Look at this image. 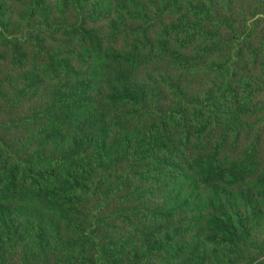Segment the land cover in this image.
Masks as SVG:
<instances>
[{"label":"rangeland","instance_id":"rangeland-1","mask_svg":"<svg viewBox=\"0 0 264 264\" xmlns=\"http://www.w3.org/2000/svg\"><path fill=\"white\" fill-rule=\"evenodd\" d=\"M170 1L157 0L142 17L134 18L127 17V13L133 12L131 6L128 12L123 11L127 2L115 6L107 0H40L39 3L0 0L3 10L0 13V109L5 111L0 113L1 158L19 160L24 148L30 144L36 148L37 140L32 135L40 130L39 123H48L46 105L57 90L68 87L69 75L62 70L63 57L68 56L79 66L78 49L94 53L108 50L109 65L105 75H98L93 94L72 96L67 101L70 110L64 114L80 126H88L94 120L89 109L93 102L111 126L110 138L119 139L123 131L149 137V147L147 140L139 147L119 146L122 151L136 152L139 157L133 164L132 155L116 157L117 171L101 184L102 193L110 190L113 194L108 209L117 212L123 205L129 206L128 190L151 188L149 185L156 192L147 194L143 201L148 206L146 211L160 209L166 199L162 190L174 187L183 196L182 200L175 214L163 216L162 221L170 227L171 237L175 235L176 225L199 223L195 231L176 237L177 242L191 244L187 249L191 250L190 257L198 258L216 240L210 218L214 216L213 209L218 208V201L212 182L206 175L196 173V167L217 146L219 162L227 169L244 164L235 170L242 184L254 187L260 177L259 186L263 189H256L257 196L258 191H263L259 204L263 215L248 242L249 249L245 254H234L237 247L227 246L231 256L227 259L226 255L220 264H264V177H261L264 176V51L260 53L253 48L259 45V39H264V0H178L176 5ZM136 3L141 4V0ZM184 10L203 12L202 17L206 14L209 18L203 21L206 27H220L219 43L223 48L218 44L211 52L198 56L196 46L210 39L191 38L184 33L178 38L176 21ZM234 22L239 47L233 57L229 27ZM177 51L197 57L177 59ZM227 56L235 62L237 82L252 110L244 115L239 130L224 128L216 121L203 126L208 112L201 107L203 99L220 80L212 61L225 60ZM18 89H24V96L14 102L12 97ZM129 91L135 93L136 99L128 98ZM113 95L116 97L112 98ZM148 165L165 169L164 179L162 174L149 171L158 176V181L148 180ZM163 180L167 186L161 185ZM239 181H235V186L243 190ZM171 205L175 207V203ZM92 207H99L96 200L88 202L84 210L79 209L86 224L92 223L87 215ZM7 214L3 212L0 216ZM118 222L120 226L113 229V237L126 235L127 225ZM62 225L69 233L67 226ZM156 225L148 224L142 231L149 232ZM196 235H199L197 246L193 243ZM228 239L224 237L223 247ZM17 253L11 247L0 249V264H12L7 261ZM45 261L55 264L54 258ZM144 264H175V260L170 252L156 251Z\"/></svg>","mask_w":264,"mask_h":264},{"label":"trees","instance_id":"trees-1","mask_svg":"<svg viewBox=\"0 0 264 264\" xmlns=\"http://www.w3.org/2000/svg\"><path fill=\"white\" fill-rule=\"evenodd\" d=\"M107 1L115 6L127 2V9L123 11L128 12L131 6L133 12L127 13V17L134 18L142 17L151 3H157V0H141L142 5L136 3V0ZM34 2L39 3L40 0ZM177 3L178 0L170 1L171 5ZM32 5L36 6L35 3ZM2 11L0 4V13ZM120 15L124 18L122 12ZM202 15L203 12L184 10L175 28L178 38L184 33L191 38L204 36L210 39V42L196 46L198 56L211 52L218 44L223 48L219 43L220 27H206L203 21L209 18L206 14L204 17ZM215 21L220 25L217 17ZM229 28L233 37L231 56L234 57L239 47L236 22ZM261 42L264 39H259V45L253 47L260 53L264 51V43ZM77 54L79 66L68 56L63 57L62 70L69 75L68 87L57 90L56 96L46 105L45 117L48 123H39L40 130L32 135L37 140L36 148L32 144L24 148L19 160L10 161L9 156L1 158L0 155V215L8 212L7 216H0V249L11 247L18 250L7 262L46 264V259L54 258L55 264H144V261L152 259L154 253L159 251L170 252L175 264H220L226 255L227 259L231 256L227 246L237 247L234 254H245L249 249L248 242L253 238L254 230L263 215L262 207L259 206L263 191H258L259 196L256 193V189L261 188L260 177L254 187L242 184L235 170L244 167V164L237 165L235 169H227L223 162H219L217 146L211 149L213 154L196 167V173L206 175L208 181L212 182V191L218 201V208L213 209L214 216L210 218L216 230V240L207 252H200L198 258L195 255L196 258L190 257L191 250L187 249L191 244L177 242L176 237L195 231L199 223L176 225L175 235L171 237L170 227L162 221L163 216L175 214V208L179 200H182L183 196L174 187L158 189L163 191L166 198L160 209L146 211L148 206L143 201H146L147 194L156 192L152 185H149L151 188L128 190L126 198L129 206L123 205L117 212L108 209L113 194L110 190L102 193L101 184L106 183L108 177L117 171L116 157L132 155V164L139 157L136 152L122 151L119 146L139 147L143 140H147L149 147V137L144 134L142 138L138 133L123 131L117 137L119 139L110 138L108 132L111 126L106 124L93 102L89 104V109L94 120L88 126L82 127L64 115L70 110L67 101L72 96L87 97L93 94L98 75H105L111 56L108 50L94 53L82 48L77 50ZM176 55L177 59L187 60L197 57L182 51H177ZM212 63L220 80L203 99L201 107L208 109L203 126L216 121L224 128L239 130L244 115L252 110L246 104V93L240 90L237 82L235 62L227 56L225 60L214 59ZM1 89L0 83V93ZM23 92L24 89H18L12 100L18 102L24 96ZM127 95L129 99H136L134 92L129 91ZM3 112L0 109V113ZM146 170L148 180L158 181V176L149 171L162 174L161 179H164L165 169L161 171L158 167L148 165ZM236 180L243 185V190L235 186ZM161 185L167 186L164 180ZM95 200L99 207L89 209L87 215L92 223L86 224L79 209L84 210L88 202ZM171 202L175 203V207ZM44 208H48V211H44ZM118 220L127 225L123 237H113V229L120 226ZM154 223L158 225L153 230L142 231L146 225ZM62 224L67 226L69 233ZM161 232L166 235L159 236ZM198 237L196 235L193 238L195 246ZM224 237L229 238L225 242L226 247H223Z\"/></svg>","mask_w":264,"mask_h":264}]
</instances>
